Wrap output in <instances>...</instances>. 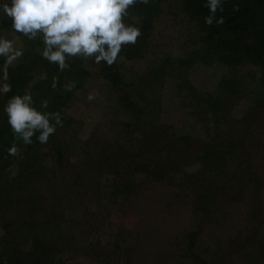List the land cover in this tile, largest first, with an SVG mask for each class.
<instances>
[{
  "label": "rangeland",
  "instance_id": "rangeland-1",
  "mask_svg": "<svg viewBox=\"0 0 264 264\" xmlns=\"http://www.w3.org/2000/svg\"><path fill=\"white\" fill-rule=\"evenodd\" d=\"M166 27L163 25L158 28V42L161 32V47L165 48L170 39L175 47L172 46V50V47H168L158 53L155 52L156 46H152L153 55L150 53L144 61L133 63L135 70L142 72L158 55L177 51L175 48L180 50L185 38L174 26H169L168 30H165ZM5 36L21 48L20 41L10 31H6ZM189 49L192 48L187 46ZM208 69L202 73V80L200 72L194 75V83L200 94L213 93L219 77L228 75L225 70L217 67ZM168 72L175 77L169 76L162 80L163 88L159 85V88H155L159 90L155 92L158 101L146 110L147 115L153 118L151 121L157 130H160L158 134L147 127L141 132L131 129L132 134H123L125 129L122 130L121 125L127 118L116 111L115 103L107 102L103 88L93 80L94 83L77 96L67 112L68 116L76 120L77 127L75 132L66 134V131L60 138V143L67 144L62 159H59L61 157L53 146L39 147L35 156L42 175H38L32 184L23 168L12 166L26 177L21 180L26 191L27 187H32L34 190L30 191L31 194L35 193L42 201L47 200L48 208L41 209V213H38L39 205L33 206L32 214H38L35 219L37 232L45 227L39 223L53 212L52 207L55 210V221L57 215L61 218L55 235L53 227L47 229L50 236H53L48 239L58 247L56 264H195L190 263L194 260L191 257L188 259L186 255L188 235L192 233L198 235L195 254L205 260L206 264H264V158L259 156L254 161V169L261 178L260 190L255 191L256 185L250 182L246 187L236 190L238 197L232 196L226 200L225 193H233L229 189L230 183L224 193H216L219 206L222 207L212 208L214 212L211 215L207 211L199 214L193 212L192 205L197 203L195 200L198 193L209 185L205 178L212 181L213 188L221 187L223 182L217 183V179L203 175L202 165L194 158L198 153L197 148L189 150L181 139L190 137L197 141L198 146L210 144L213 142L214 129L213 125L202 123L199 116L191 115L192 107L185 104L186 93L176 88V74L170 70ZM262 74L264 72L259 68L247 66L240 70L242 80H239L260 81ZM90 93L95 94L92 101L87 99ZM234 103L231 110L223 107L227 121L241 120L250 111L249 101L239 97ZM154 115L157 117L154 118ZM250 120L255 127L252 130L257 133L260 130L264 134V108L255 111ZM260 142L264 145L263 138ZM109 143L123 148L122 151L113 157L115 152L108 151ZM169 143L172 144L171 148ZM82 148H87L90 158H86ZM179 150L181 155L178 163H170V159L175 156V152L179 154ZM109 157L116 159L113 160L116 163L112 171L107 169L109 164L106 158ZM148 160L161 161V164L165 160L164 164H168L165 175L159 180L148 176L143 170L137 171L136 166ZM3 161L0 167L5 165ZM8 168L5 172H8ZM116 185L120 186L119 192L125 195L135 189L141 194H131L128 196L129 203H119L110 208L109 205H113L106 199L113 195ZM232 187L236 189L237 185ZM99 188H103L104 195L98 193ZM87 192L91 196L95 195L94 202L104 212L103 218L95 222L83 213L90 201L80 195ZM60 193L65 197L62 203ZM0 203L9 209L4 213L0 206V238L7 237L9 242L18 245L24 237L30 235L24 225V216L28 212L24 211L22 198L16 205H8L3 199H0ZM84 221L87 224L83 225ZM61 222L68 226H62ZM11 224L12 227L6 230L5 226ZM66 233L68 236L79 234L78 241L69 238Z\"/></svg>",
  "mask_w": 264,
  "mask_h": 264
},
{
  "label": "trees",
  "instance_id": "trees-1",
  "mask_svg": "<svg viewBox=\"0 0 264 264\" xmlns=\"http://www.w3.org/2000/svg\"><path fill=\"white\" fill-rule=\"evenodd\" d=\"M203 4L204 0H150L147 5H134L129 8L126 22L139 27L142 35L135 45H127L122 48L123 60L108 67L103 62L97 65L91 59L73 58L70 61V66L62 72L58 71L55 64H50L42 58L43 44L39 38L28 40L22 34L12 31L10 21L0 19V35L5 36V32L10 31L20 41L24 52L23 56L9 67L8 80L0 81V86L7 83L11 85L12 89L9 93L0 95V162L4 160L3 164H5L0 167V199H3L8 205H16L22 198L24 211L28 212V215L24 216V225L30 233L18 245L9 242L7 237L0 238V264H56L58 247L48 239L53 236H50L47 229L53 227L55 235L56 227L60 226V216L57 215L55 221L53 217L55 210L51 206L53 212L46 215L44 221L39 223L45 227L41 232H37L35 219L38 214H32L33 206L39 205L38 213H41V209L48 208L47 200L42 201L36 197L35 193L31 194L30 191L34 190L32 187L26 186L28 188L26 191L21 183V180L26 177L21 174V171H18L15 176H11L9 171H5L9 166H20L25 173L27 172L29 182L32 184L36 178L42 175L35 156L39 147L53 146L57 149L58 155L63 156L64 150L67 149L64 146L67 144L60 143V138L65 135L66 131H68L66 134L75 132L77 127L76 120L68 116L67 112L77 96L87 91L88 87L94 83L93 80L103 88V95L108 99L105 101L115 103L116 111L127 118L126 122L121 125L122 130L125 129L123 134H132L131 129L141 132L146 127L151 132L158 134L160 130H157L151 121L153 118L147 115L146 110L158 101L155 92H159V90L155 88L158 85L163 88L162 80L169 76L170 78L175 77L174 75L172 77L168 71L176 74V88L178 91L186 93L185 104L192 107L191 115L199 116L202 123L213 125L214 129L212 132L213 142L210 144L203 143L198 146L197 141L190 137H183L181 140L189 150L193 147L197 148L198 153L194 158L202 165L203 175L217 179V183L223 182L221 187L213 188L212 181L206 177L209 185L198 193L197 200H195L197 203L192 205L193 212L199 214L202 211H207L211 215L214 212L212 208L222 207V205L219 206L216 193L219 191L224 193L230 183L229 189L233 193H225L226 200L232 196L238 197L239 195L235 193L236 190L242 186L246 187L250 182L256 185L255 191L261 189V184H259L261 178L254 169V161L259 156L261 159L264 158V145L260 142L261 138L264 139V134L260 130L258 133L252 130L255 127L250 119L255 111L264 108V75L262 74L260 81L245 79L242 82L239 80L241 79L239 72L247 66L259 68L264 72V0H224L223 11L216 13L217 18H223V23L214 22L211 26L204 23L208 9L203 7ZM163 25L167 26L165 30H168L171 25L175 29H179L182 38H185L181 43L180 50L175 48L177 51L173 50L162 56L158 55L156 60H153V63L142 72L135 70L132 66L133 63L144 61L150 53L153 55L152 46H156L155 52L158 53L168 47H175V43L171 39L168 40L169 43L165 45V48L161 47L163 38L161 32L159 33L160 42H158L156 33L160 31L158 28ZM187 46L192 49L187 50ZM2 63L3 60L0 59V65ZM210 67L223 69L228 75L219 77L220 80L216 83L213 93L200 94L194 83L196 81L194 75L200 72V80H202V73L209 71ZM54 77L56 79L55 88L52 87ZM67 86H71L70 91L66 90ZM26 90L32 93L37 107L41 101L47 100L48 108L44 110L59 112L62 116L63 126L57 127L56 132L49 137L46 144L36 142L35 137H33L31 145H23L17 141L20 155L7 156L6 149L13 143L14 137L7 125L3 107L10 96L23 94ZM239 97L249 101L250 111L241 120H225L227 117L223 114V107L233 109L234 102ZM156 117L154 115V118ZM226 136H228L227 141L224 140ZM171 147L172 144L169 143V148ZM107 148L108 151L115 152L113 157L123 149L110 143ZM82 150L86 158L91 157L88 155L87 148H82ZM180 151L179 154L175 152L170 163H178ZM105 152L103 153L105 154ZM113 157L106 158L109 171L113 170V164L116 163H113V160L116 161ZM111 158L113 159L111 160ZM148 161L136 166L137 171L143 170L145 173L147 172L148 176L157 180L165 175V168L168 166V164H164L165 160H162L163 164L160 163L161 161ZM99 168L101 171H105L103 168ZM234 185H237L236 189L232 187ZM119 187L116 185L113 195L106 199L113 205H109L110 208L119 205V203L121 205L129 203L128 196L131 194L137 196L141 194L139 190L135 189L129 190L127 194L130 193L125 195L123 192H119ZM132 187L135 188V185ZM99 192L104 195L103 188H99ZM80 196L90 201L89 204H86L87 208L83 212L88 219L95 222L98 218H103L104 212L94 202L95 195L91 196L87 192ZM60 198V203L64 202L65 197L61 193ZM1 205L3 204L0 203ZM67 207L70 206L67 204ZM7 210L9 209L5 205L3 212L7 213ZM85 224L87 223L84 221L83 225ZM61 225L68 226L63 222ZM11 227L12 224L6 225L5 229L8 230ZM1 229L4 230V228ZM66 234L68 236V233ZM78 235L72 234L68 237L78 241ZM61 236L66 239L64 235ZM197 237V233L188 235L186 255L188 259L191 257L194 260L190 263L206 264L205 260L195 254ZM69 241L68 239V243H70Z\"/></svg>",
  "mask_w": 264,
  "mask_h": 264
},
{
  "label": "clouds",
  "instance_id": "clouds-1",
  "mask_svg": "<svg viewBox=\"0 0 264 264\" xmlns=\"http://www.w3.org/2000/svg\"><path fill=\"white\" fill-rule=\"evenodd\" d=\"M150 0H0V19L10 21L13 32L22 34L28 40L39 38L43 44L41 56L58 71L70 66L73 58L91 59L93 63L111 67L123 60L122 48L135 45L142 35L134 24L126 22L129 8L137 4H149ZM224 0H204L208 9L204 23H223L217 18V11H223ZM22 48L13 40L0 35V81L8 80L9 67L23 56ZM52 87H56L53 78ZM11 85L0 86V95L11 91ZM67 91L71 86L66 87ZM89 101L95 99L90 93ZM48 101L40 102L39 107L30 91L10 96L3 107V114L13 134V143L6 149L7 156L20 155L17 141L31 145L36 142L46 144L57 127L63 126L59 112H48ZM11 176L18 169L9 166Z\"/></svg>",
  "mask_w": 264,
  "mask_h": 264
}]
</instances>
